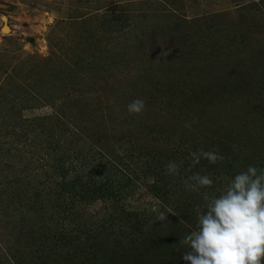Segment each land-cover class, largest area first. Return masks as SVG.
I'll return each instance as SVG.
<instances>
[{
    "label": "rangeland",
    "instance_id": "obj_1",
    "mask_svg": "<svg viewBox=\"0 0 264 264\" xmlns=\"http://www.w3.org/2000/svg\"><path fill=\"white\" fill-rule=\"evenodd\" d=\"M78 147L103 172L76 163L81 183L120 179L113 199L78 194L81 212L57 185ZM249 165L264 168V0H0V264H186L203 193ZM195 173L213 185L186 190Z\"/></svg>",
    "mask_w": 264,
    "mask_h": 264
},
{
    "label": "clouds",
    "instance_id": "obj_2",
    "mask_svg": "<svg viewBox=\"0 0 264 264\" xmlns=\"http://www.w3.org/2000/svg\"><path fill=\"white\" fill-rule=\"evenodd\" d=\"M145 107L142 99L127 105L129 114H139ZM191 165L223 160L216 150L190 153ZM180 163L172 160L166 174L179 175ZM209 175L195 173L183 181L186 190L200 192L210 188ZM205 204L196 208L197 224L180 241L187 251L186 264H264V168L249 165L232 176L218 195L203 193ZM168 210L156 209L155 221L164 222Z\"/></svg>",
    "mask_w": 264,
    "mask_h": 264
},
{
    "label": "trees",
    "instance_id": "obj_3",
    "mask_svg": "<svg viewBox=\"0 0 264 264\" xmlns=\"http://www.w3.org/2000/svg\"><path fill=\"white\" fill-rule=\"evenodd\" d=\"M69 152V151H67ZM75 152V153H74ZM74 152H71L69 154V159L68 160H72L75 161L73 162L76 167L75 168H80L76 165V163H80L79 165H86L90 168H92V171H94L96 169V171L99 173V175H103V172L100 171V165L99 167L94 164V162H91V157L88 155V153L86 155H84L86 153L84 147L82 148H77L76 150H74ZM58 161H60L58 159ZM60 165V164H59ZM71 168H73V166H71ZM74 169V168H73ZM83 169H79L76 170V176L74 177V179L72 181H69V183H65V182H60L57 183V185L60 187V190H58L57 188L53 187L55 184L51 185V187H48V193L45 194L44 193V188L38 189L39 194H41L44 199L48 198L50 200V198L53 196V193L57 192L56 189L63 193L64 190H66L68 192V194H71L72 198L76 199V201H72L70 204L71 207L75 204H77V209L76 212H81V210L83 208H81V201L82 199H79V195L78 194H88V193H93V194H100L101 198H115V196H117V194L120 193V191L118 190V188L116 190H114L116 188V183H119V178L117 177V172L115 171L114 173H111V176H105L103 177V179H97V183H81L82 179H83V175L84 173H82ZM123 173H125V175H127L126 171L124 170ZM89 174V173H88ZM87 174V175H88ZM122 177H124V175L122 174ZM115 186V187H114ZM86 192V193H85ZM39 195V197L41 196ZM47 200H44V203H46ZM71 207L69 210H71ZM80 207V209H79ZM83 212V211H82Z\"/></svg>",
    "mask_w": 264,
    "mask_h": 264
}]
</instances>
